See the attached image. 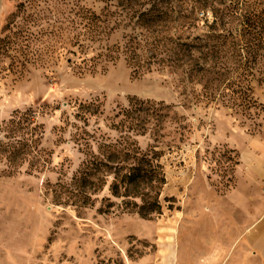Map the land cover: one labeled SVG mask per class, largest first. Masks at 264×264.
<instances>
[{
    "label": "rangeland",
    "instance_id": "1",
    "mask_svg": "<svg viewBox=\"0 0 264 264\" xmlns=\"http://www.w3.org/2000/svg\"><path fill=\"white\" fill-rule=\"evenodd\" d=\"M154 1L0 0V264H264V54L215 80L202 51L125 48Z\"/></svg>",
    "mask_w": 264,
    "mask_h": 264
},
{
    "label": "trees",
    "instance_id": "2",
    "mask_svg": "<svg viewBox=\"0 0 264 264\" xmlns=\"http://www.w3.org/2000/svg\"><path fill=\"white\" fill-rule=\"evenodd\" d=\"M172 1H154L149 8L140 10L137 19L145 29L137 34L127 36L124 47L129 49L133 45H150L155 49L167 48L166 50L174 52L175 59L181 61V64L177 65H183L187 61L183 58L185 56L183 52H188L191 57L193 51H202V64L197 71L200 75L202 72L215 74L216 76L213 77L215 80H225L227 74L231 73L238 75L236 78L254 75L256 72L260 73L259 67L264 54V7L258 13L249 10L247 3L230 2L228 4L226 0H179L189 6V13L172 15L169 18L167 10L160 7L166 5V8L173 9V7H168ZM244 4L246 7L243 6ZM206 9H209L211 15L210 22L207 24L209 34L206 35V39L196 36L192 38L193 41H181L180 36L161 34V30H155L158 35L154 37L149 35L148 27L158 26L166 21L177 22L182 19H186L190 23L195 22L198 20V14H204ZM95 20L100 21L99 16L96 15ZM235 21L236 26L233 25ZM100 33L101 31H97V34ZM236 87L244 89L240 84ZM244 90L250 91L251 88L247 85ZM238 92L240 91L232 89L231 95H229L232 105L239 98L237 96L234 100L232 94ZM255 102L253 100L254 104ZM142 170L145 171L144 175L150 172L152 173L151 177H155L158 169L156 167H150L149 170L138 166L133 167V172L127 175L128 181H136Z\"/></svg>",
    "mask_w": 264,
    "mask_h": 264
},
{
    "label": "crops",
    "instance_id": "3",
    "mask_svg": "<svg viewBox=\"0 0 264 264\" xmlns=\"http://www.w3.org/2000/svg\"><path fill=\"white\" fill-rule=\"evenodd\" d=\"M263 223V222H262ZM250 233H248V238L250 237ZM256 237L253 235V237L252 238H249V239H255Z\"/></svg>",
    "mask_w": 264,
    "mask_h": 264
}]
</instances>
